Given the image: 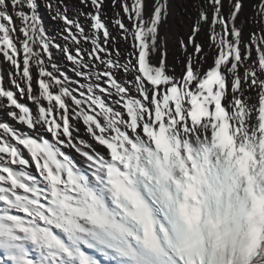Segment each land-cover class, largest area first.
Segmentation results:
<instances>
[{
	"label": "snow or ice",
	"instance_id": "1",
	"mask_svg": "<svg viewBox=\"0 0 264 264\" xmlns=\"http://www.w3.org/2000/svg\"><path fill=\"white\" fill-rule=\"evenodd\" d=\"M0 264H264V0H0Z\"/></svg>",
	"mask_w": 264,
	"mask_h": 264
},
{
	"label": "bare ground",
	"instance_id": "2",
	"mask_svg": "<svg viewBox=\"0 0 264 264\" xmlns=\"http://www.w3.org/2000/svg\"><path fill=\"white\" fill-rule=\"evenodd\" d=\"M251 250V249H250Z\"/></svg>",
	"mask_w": 264,
	"mask_h": 264
}]
</instances>
